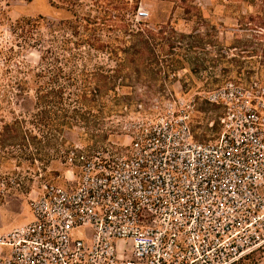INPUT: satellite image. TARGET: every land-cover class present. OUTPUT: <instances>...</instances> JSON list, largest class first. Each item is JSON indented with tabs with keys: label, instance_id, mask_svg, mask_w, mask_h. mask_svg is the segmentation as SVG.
<instances>
[{
	"label": "built area",
	"instance_id": "built-area-1",
	"mask_svg": "<svg viewBox=\"0 0 264 264\" xmlns=\"http://www.w3.org/2000/svg\"><path fill=\"white\" fill-rule=\"evenodd\" d=\"M206 100L212 140L194 139L187 104L138 124L124 153L69 152L72 183L44 182L0 230V264H264V84Z\"/></svg>",
	"mask_w": 264,
	"mask_h": 264
},
{
	"label": "rangeland",
	"instance_id": "rangeland-1",
	"mask_svg": "<svg viewBox=\"0 0 264 264\" xmlns=\"http://www.w3.org/2000/svg\"><path fill=\"white\" fill-rule=\"evenodd\" d=\"M52 1L55 6L47 0H0V48L18 43L17 21L38 17L44 18L40 21L44 34L60 21L78 18L84 25L87 20H95L103 39L120 36L126 20L132 28L146 22L156 29L157 35H162L163 40L157 42L166 45L163 49L155 46L159 61L155 79L117 82L115 92L123 106L104 115L99 125L65 130L55 135L48 146L0 147V230L26 220L27 204L44 182L72 183L67 172L69 152L77 153L82 146L88 154L96 150L110 155L124 153L138 124L187 104L193 106L189 125L194 139L212 140L220 132L221 109L206 100L208 93L228 82L244 86L253 81L264 84V0ZM168 45L173 47L171 53ZM178 48L184 68L170 72L166 65L179 53ZM36 50L27 48L19 60L35 67ZM222 56L225 62H218ZM105 100L107 105L113 104L111 92ZM4 117L9 121L8 115ZM25 153H33V160L26 158Z\"/></svg>",
	"mask_w": 264,
	"mask_h": 264
},
{
	"label": "trees",
	"instance_id": "trees-1",
	"mask_svg": "<svg viewBox=\"0 0 264 264\" xmlns=\"http://www.w3.org/2000/svg\"><path fill=\"white\" fill-rule=\"evenodd\" d=\"M47 1L55 6L52 0ZM136 10L135 6L133 15ZM41 20L44 18L17 21L20 33L15 42L19 45H14L16 49L0 48V147L48 146L65 130L97 126L104 115L123 106L115 92L117 82L158 75L155 46L163 49L166 43H161L162 35L149 23L139 22L132 28L126 20L120 36L103 39L95 20L84 25L78 18L60 21L45 34ZM30 47L38 52L35 67L19 60ZM167 47L171 53L173 47ZM177 50L166 65L170 72L184 68ZM218 62H225V57ZM108 92L112 93L111 106L105 103ZM24 156L34 158L33 153Z\"/></svg>",
	"mask_w": 264,
	"mask_h": 264
}]
</instances>
